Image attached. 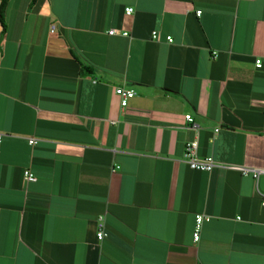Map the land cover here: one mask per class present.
<instances>
[{
  "label": "crops",
  "instance_id": "obj_1",
  "mask_svg": "<svg viewBox=\"0 0 264 264\" xmlns=\"http://www.w3.org/2000/svg\"><path fill=\"white\" fill-rule=\"evenodd\" d=\"M30 3L0 24V264H264V175L184 159L264 166V0Z\"/></svg>",
  "mask_w": 264,
  "mask_h": 264
},
{
  "label": "built area",
  "instance_id": "obj_2",
  "mask_svg": "<svg viewBox=\"0 0 264 264\" xmlns=\"http://www.w3.org/2000/svg\"><path fill=\"white\" fill-rule=\"evenodd\" d=\"M132 12H133L132 7L125 8V14L126 15H130ZM196 13H197V15H199L200 11H197ZM54 29H55V26L51 25L50 31L53 32ZM115 33H116V30H114V29L108 30L109 35H113ZM121 34L124 36H128L127 31H122ZM151 38L155 39V40H159L158 31H156V30L152 31L151 32ZM165 40L168 43L173 42V38L170 35H167L165 37ZM255 66L256 67L261 66L260 59L255 60ZM114 93L118 96L119 104H120L122 109L127 107L128 100L130 98H132L135 94L134 90L129 89V88H124L121 86L115 87ZM184 120L187 123H189V126L193 130L196 131L198 129V127H199L198 124L193 120V118L190 114L184 115ZM217 130H218L217 128L214 129L215 132H217ZM2 136H3V134L0 133V141L2 139ZM28 142L30 144H34L36 141L33 138H31L28 140ZM197 150H198V142H197L196 138L187 141L184 145V159H185V162L188 164V166L191 169L210 172L215 167H224V168H228V169L237 170L242 175H245V176L250 175V176H252V178L254 180H257L261 175H264V166L252 168V167L240 166V165H236V164H221V163H218L216 160H214V158L212 156H200L198 154ZM23 178L26 181H34L36 179L35 176L33 175V173L28 169H25L23 171ZM261 206L264 208V197L261 199ZM208 219H209V216L202 214V213L195 215L194 230H193V234H192L194 242H197L199 240L202 223ZM97 222H98V229L96 232V237L98 240H101L105 236L103 216H99L97 219Z\"/></svg>",
  "mask_w": 264,
  "mask_h": 264
},
{
  "label": "trees",
  "instance_id": "obj_3",
  "mask_svg": "<svg viewBox=\"0 0 264 264\" xmlns=\"http://www.w3.org/2000/svg\"><path fill=\"white\" fill-rule=\"evenodd\" d=\"M8 0H0V24L2 27V32L5 30V19H4V10ZM36 0H31L30 4L35 3Z\"/></svg>",
  "mask_w": 264,
  "mask_h": 264
}]
</instances>
